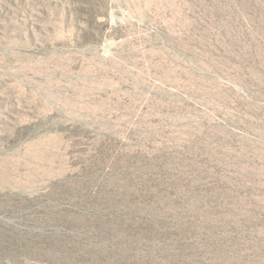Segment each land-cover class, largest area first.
<instances>
[{"label":"rangeland","instance_id":"rangeland-1","mask_svg":"<svg viewBox=\"0 0 264 264\" xmlns=\"http://www.w3.org/2000/svg\"><path fill=\"white\" fill-rule=\"evenodd\" d=\"M0 264H264V0H0Z\"/></svg>","mask_w":264,"mask_h":264}]
</instances>
